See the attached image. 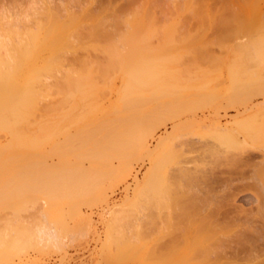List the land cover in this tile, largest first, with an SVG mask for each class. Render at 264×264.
Listing matches in <instances>:
<instances>
[{
  "label": "rangeland",
  "instance_id": "obj_1",
  "mask_svg": "<svg viewBox=\"0 0 264 264\" xmlns=\"http://www.w3.org/2000/svg\"><path fill=\"white\" fill-rule=\"evenodd\" d=\"M93 1L86 0L84 3V0H67L68 3H64L61 7L60 4L62 5V0L61 2H59V0H39L37 3L35 2V0H0V28L6 27L5 22L9 21L10 17L13 21H16L19 18L21 19V22H25V20L35 21L39 18V20L47 22L48 19H52L53 17H55L56 14H59L60 18L62 16V19L64 21L67 19V16L74 15V20L71 21V26L68 25V27L70 26L69 28L74 25V29H70L72 30V37H69L70 43L72 39L73 43L71 44L74 45L72 46L70 44V46L67 47L66 51L62 50L63 54L61 52L57 57L58 66L55 69L48 70L50 72H48V74L46 70H44V72L41 71V74L39 76V80L41 81L40 84L38 80V84H34L35 91L37 92V94H39L37 98V103L39 105L37 104L38 107H36L37 105L34 106L35 111L34 109L32 110L34 113L31 112L30 116H28V114L26 115L29 117V120H31V122H29L28 118L26 119L25 117V119H22V121L24 120V122L26 121L27 123L28 120V125H26V123L24 124L23 122H21L22 124L19 125L18 123L21 120L13 116V114L12 116L16 119L14 120V118L11 117L14 121L9 120L10 125L14 124L16 125L15 127H17L18 125H22L24 128H27V135L26 137H24L25 139L23 138L24 140H22V137L25 135H23L21 132V135L23 136L19 138L20 132H18L22 131L20 129L22 128V126L20 128L18 126V131L13 135V130H10V128H13L15 130L14 125L8 128L9 130L5 125L7 124V115H5L6 113L4 112L7 111V106L5 105L6 107L4 109L6 111L4 112L3 109H0V113L2 112L3 114L0 115V117L3 118V122L0 121V178L2 175V180L0 179V185L8 183V186L4 185V188H6V186L10 187L11 191L9 190L10 188H8L7 191L4 190L8 194L5 195L7 196L8 201H13V199L15 201L13 203H10L9 201L8 203L7 199L4 198V200H2L4 201V207H2V205V208L0 207V228H2V231L0 229V234H6V231L4 230H7L11 227L9 230H7L10 233L6 234V236L8 237L7 241H9L7 242V256H10L11 258L9 257L10 260H8V258L4 257V254L2 256L0 255V260H2L0 264L152 263V259L148 257L151 254L153 247L154 222L158 218L160 221L163 220L165 218V213L169 209L165 207L162 208L161 206L160 207L162 209H155L154 206L149 207L145 202H143L144 200H141L139 202V208L138 206L137 209L130 207L128 209L129 211H125V214L123 213L119 215V220H121L122 216L121 221L123 222L122 223L120 221V223L122 224V227L120 228H122L126 236L129 237L127 238L130 241L127 249V254L125 255V251L122 255V258L119 257L117 253V251L119 252V250H117L118 248L116 247V245H113L110 250L103 247L107 239V227L111 220H113L112 216L107 213V211H109V209L111 207H114L115 205L122 204L130 196L131 198H133L138 184L141 185L145 183L144 181H146L147 175L152 168L151 157L150 155H148V152L146 151L147 149H144L145 151H143V149L141 150L139 148L138 150V148H136V150H138L136 151L135 148L130 147L129 150H131L132 153L133 151L136 153L135 155L132 154V156L130 157L131 160L133 159L130 162L133 166L131 165V171L125 173V176L124 174L120 175L119 172L121 169V161L120 159H117V157H122L120 154H116L117 152H114L116 151V149H112L111 147L108 148V144H110L109 140L114 138L113 135L117 137L116 140L112 139L116 141L113 143H117V141L121 140V137L130 138L129 133L132 132V129L128 130L125 128L127 127L128 123L130 124V121L122 117L125 116V114L132 115L133 112L135 114L136 110H134L135 108H131V106L123 105L125 102L123 104L121 103V101L123 102V100L120 99V95L122 94L121 92L124 91L123 98H125V100L127 98L128 101H133L135 100V98L140 97L138 96V94H134L133 96L134 92L132 91H134V88L130 87V85H132V81L128 78H130V74H132L133 70L130 69L129 71V69H127L129 72L127 70L124 71L123 69L126 68L122 69L121 66L119 70H117L118 67H114L117 62L115 64H112L113 61H117V57L114 58V60H111L112 57L111 54H109V52H113L111 50V47L116 48V51L114 52H117V49L120 51V53L122 52L121 54L125 56V58H123L124 61L125 59H128L130 48L132 46H134L135 49L137 47L139 51H141V49L143 50L144 48H150L151 50L159 52L160 54H164L165 52L167 58L165 63H168V67L164 63V58L161 62L162 65L165 66V69H168L165 70L166 72L164 73V75L159 78L163 80H161L160 84L158 82L159 79L152 80L155 81V86L156 83L158 84L157 86L161 85V88H157V86L156 88L159 90L163 88L162 90H164V93L167 97L164 96L156 100H159L158 102H161V100H168V103L171 101V99H174L172 103L176 102L180 104L179 100L182 99L181 101L183 102V100L185 101L186 99H188V101L192 100L193 102H187L189 106L196 105V108L193 106L195 109L192 108L188 110L187 108L180 113L178 110V113L176 112L174 118L165 119L164 122L157 128L154 135L148 138L147 142L148 149L154 151L158 143H160L159 141L169 139L168 141H166L168 145L165 142L167 148L172 146L170 148L174 151L176 156L172 160L173 162L171 163L170 161V164L168 163L165 167V173L168 171V176L170 175L171 179L169 178L170 181L167 180V182L172 181L171 188H174V190L176 189V193L179 192L178 196H180V199H197L196 204H199L200 208L202 207L205 210L222 212L229 207L228 203L231 200L230 197L226 198V192L229 190L227 187L228 184L232 183L235 185L241 183V181H238L239 179H244L243 181L251 182L253 179L258 178L259 176L264 177V167L261 168V161L264 159V54H260V52L263 53L264 51H258L259 49L262 50L263 47L261 46L264 45V0ZM98 1H101V3ZM65 4L66 7H64ZM14 17H17L16 20H14ZM63 20H61V23H63ZM77 20L79 21V23ZM133 20H135L136 22H134ZM18 28L23 27L22 25H20L18 26ZM98 30H100V35H96L97 32L99 33ZM127 34L133 35L132 37L134 38H132V40H129L130 38H127ZM21 37L24 38V36ZM5 40L7 41V39H0V43L8 44V42H6ZM19 40H22L20 39V36L17 38L15 37L14 39H12V41H8L9 43L11 42L10 44H12L13 41L20 42ZM134 43L136 45H133ZM9 46L8 49L11 48ZM43 48L44 50L42 49L41 52V56L43 58L41 56L38 58V63L40 62V65H44L45 61H48L49 58L51 59V54H49L48 56L50 50L46 47ZM6 49L0 46V61L7 57ZM61 54L62 56H60ZM81 59L88 60L89 66H91L90 64L92 62L95 64L98 63L96 64L98 66L100 63H102L103 65L100 64L102 65L100 66L101 70L98 66L92 64L94 65V67H88L89 70H91L90 73V71L86 69L88 65L84 60L82 61V65H80ZM168 59L170 60L167 61ZM119 61L120 60H118V62ZM111 64L113 67L111 66ZM117 64L118 66L120 65L119 63ZM138 71L140 72L141 78L143 76L141 74L142 71ZM134 75L135 74H133V79H135ZM17 76L20 81L28 80L27 78L30 77V73H28L27 71H20L17 73ZM167 76H170V78L167 79ZM145 78L147 79V77L144 76L143 80H145ZM149 78L147 79V81H151V78ZM127 79L130 81H127ZM2 82L3 84L4 82L7 83V79L4 80L3 78ZM82 82L86 85H84ZM148 82L146 84L148 88L150 85L151 87L154 86L152 84V81L150 83ZM79 83H82L80 84L81 87L80 85H78ZM125 83L128 86H126ZM179 83H182V85L179 86L180 88L188 84L189 86L192 85L190 87L191 89L189 88V86H185L187 91L182 90L185 89V87L180 89V91L178 89ZM3 84L1 83L0 85L3 86ZM89 84H91L92 87L91 85L89 86ZM139 84H142L141 80L139 81ZM83 85L85 86V91L82 89L84 87ZM193 85H196V88H194ZM197 85L199 88H202L204 86V90L199 89ZM88 86L91 88L87 90ZM123 86L126 87L124 88ZM147 86L145 88L146 91L141 94V97L143 98L144 95L143 99H145L147 96V100L150 97V101L148 102L149 104H145L146 106L144 107H146L147 109L151 106V109L153 104L156 103L157 105V101H153V89H151V95L148 96L150 94V89H148ZM36 87L39 89H37ZM126 88L128 89L127 92L129 93L127 97H125V95H127ZM170 88L172 89L170 90ZM40 89L42 90V92ZM90 89L93 91H98L94 93L95 95H93V97L87 96V101H85L84 95L88 93L86 91L91 92ZM172 90H176L175 92L182 94L180 95L181 98L177 93L176 94L178 97L175 98L176 94H174L175 92H173ZM201 91L203 94L201 93ZM158 93L160 94V92H157V95ZM204 93L210 94L209 98L212 99H208V96L205 97ZM2 94L4 93L2 92ZM200 94L203 95L202 98V95L200 96ZM88 97L90 98L89 100ZM131 97L134 99H128ZM94 99L97 100L92 102L90 101ZM205 101L206 104L202 105L201 102L203 103ZM85 102H91V104L89 103L91 106L96 104L98 107H95V105V108L91 106L89 107V105L87 106ZM121 105H123L124 111L119 109V107H121L122 109ZM154 107L155 106H153V108ZM90 108L91 112L90 110H88ZM83 114L87 115L85 116ZM109 118L111 119V121ZM121 118L125 120L126 124L124 123V121H122ZM116 121H118V123ZM119 122H123L122 124L124 125V127H120ZM2 123L6 128L3 127ZM106 123H108V126H105L107 125ZM109 124H113L111 126V128L113 129H111L112 132L108 130L111 134H108L109 140L106 141L107 146L105 145V147L104 142L106 139H108V137H103L102 134L104 133V135L106 134L105 136H107L108 131H106L105 133V130L110 128ZM117 125L119 126V129L117 128ZM96 126L98 128H96ZM128 126L129 127L127 128L133 127L132 123ZM42 127L43 131L41 129ZM91 127L92 129L90 130ZM1 128H3V130ZM38 128L41 129V131H38ZM114 128H117L118 131L123 128H125L126 130L118 132L116 129V132H114ZM35 129L36 131H34ZM85 129L87 132L85 131V133H83V131L81 130ZM24 130L25 129H23V133L25 132ZM44 130L47 131V133L48 131L50 132L48 133L49 136L44 137V135H46ZM127 131L129 133H126ZM113 132L116 134H114ZM12 135L13 145L12 147L7 148L6 145L9 143V141H11L10 143H12ZM100 136H102L103 139ZM27 137H29V140L27 139ZM73 137H76V140L78 141H76ZM98 137L99 139H102H100L102 143L99 141V139H96ZM79 138L82 139L79 140ZM38 139L40 141H38ZM70 141L72 143H69ZM121 141H119V143ZM29 142L34 144L32 145ZM40 142L42 144L38 145V143ZM81 142H83L87 146V149L85 145L78 144H81ZM97 142L99 144H97ZM122 142L120 143V145L122 144ZM21 143L24 144V146H21ZM100 143L103 144L101 145L102 149L99 148ZM26 144L27 147L25 146ZM35 144H37L39 147L36 146L32 148V146H34ZM8 146L10 145L8 144ZM97 146H99L98 150L100 149L102 151H99L97 158L93 160L90 156H92L91 154L94 153L92 152V150L94 151ZM68 147H70L72 150ZM58 148L60 149L59 152L57 151ZM107 148L110 150V153ZM123 148L124 146H121V149ZM3 149H5L4 152L2 151ZM106 149L107 151L105 152V154L103 151H105ZM111 150H114L112 151L115 153L114 155L112 154ZM82 151L84 154L87 152L86 155H84ZM41 152L43 153L41 154ZM96 152L98 151L96 150L95 153ZM75 154L76 156L79 155L80 157H75ZM108 154L110 155L108 156ZM9 156L12 157L8 159ZM88 158H91V160H89ZM3 159H6V163H4L8 167H6L3 163ZM17 159L20 160L17 161ZM14 160L16 161V163ZM31 160L35 162L40 160V165H32L34 164V162L30 163ZM43 161L44 164H42ZM58 162H61V164L65 163L71 165V167H73L72 164L74 163H77V165L79 164L82 167V163L83 168L86 167V173L88 176V184H86V187L90 186V189L92 188L91 190L88 188L90 192L89 195H87L88 191H86V195H83L85 194L84 192L81 193L83 196L79 195V193L77 192L78 190H80L78 189L79 187L76 188L77 190L75 191L74 187L70 189V186H72V184H67L75 182V180L73 181L72 179H76L77 177V181L83 182L84 179L79 180V177L83 174L84 170L82 172L79 169L80 167L78 165L80 173L78 172L79 170L75 171L74 168L73 170H71V168V171H69L68 165H66L68 167H64V165H62L63 168H67L68 172H66L65 174L64 172L66 170H64L62 166L60 168ZM28 163L31 164V168L35 167L31 169V172L29 170L30 167H28L29 165L26 166ZM3 164L4 166L2 167ZM22 164H24L25 167H28V169L25 168L26 171L28 170L27 172L24 171L25 169L22 166H20ZM91 164L92 166H96H94L92 169H100V171H98V173L100 172L99 175H96L94 173L96 172L95 169L93 172H91L92 170L89 171V167L91 166ZM77 165L74 167L77 168ZM43 166L45 168L47 166L46 169H49V167L51 169L53 168L54 174L51 169H49V172H44V168L40 169V167ZM116 166L118 169L116 168ZM6 168L7 170L9 168V173H6ZM113 168H116L117 170L115 173H113ZM185 168L189 169L188 172L190 173V176L180 177L181 169ZM16 169H19L21 171L20 178L23 177L24 172L25 174L29 172V176L27 174L28 177L25 176V179H30L34 182L37 181L36 185L39 182L38 186L40 187H42L45 181L48 182L49 180H53L60 182L62 186H60L59 189H61L62 192L61 190H59L57 195H55L57 200L54 201L52 200L54 198L49 197L46 192L44 194L41 188V191L38 190V192H36L35 189H33L34 191H31L32 188L35 187V184L30 180V183H28L25 179L21 178L18 179L19 183L17 181L14 183L13 181L16 180L17 177H19V174H17L16 172L20 173V171ZM109 169L111 170L109 171ZM4 170L6 172L2 173ZM55 170H57L56 174ZM63 170L64 172H62ZM102 170H104V172ZM33 171H36V173H32ZM58 171H60L59 175ZM69 172L75 173L73 174V176L78 173L77 177H73ZM92 173H94L95 175L92 176ZM12 174H17V176L12 177ZM64 174L67 176V178H65V176L63 179ZM7 176L10 177L8 178ZM30 176L32 177V179L30 178ZM83 176L85 177V174ZM94 176H99L100 179L97 178L96 181H94L95 179L92 178ZM60 177H62L63 181H61L62 179ZM65 179H68L67 182H65ZM24 180L26 182H24L25 184L22 182ZM99 181H101L102 184L100 183L98 184V186H96L95 183L94 185H92L93 182ZM20 182H22V184L15 188L17 183L20 184ZM180 183L183 188L181 186V188H179ZM64 184H66L65 190H63ZM93 186L96 188L100 187L99 191L104 190L105 193L107 192L106 194H104L106 195V197L101 195L99 196V191L96 192V189L93 188ZM12 187H14V193L16 194H13L14 189ZM28 187L30 188V190L28 191L31 192V195L30 192H28V194L30 195H28L29 198L23 197V194L24 196H27L26 188L28 189ZM21 190L26 191L22 193L23 191ZM72 190L74 192H72ZM177 190L179 191L177 192ZM182 190H184L187 197L184 196L185 193ZM65 191L69 193H65ZM236 192V208L233 209L232 212H230V218L224 219L220 217V219L217 220L219 227L223 230V234H219L223 241V252L224 254H228L227 257L240 250L248 253L254 252L253 254L258 256L257 259L253 260L251 258H246L240 259L238 261L234 260L233 263H264V202L258 204V202L254 198V192L251 189L247 188L244 190H237ZM59 193L63 195L59 196ZM39 194L43 196L41 197V195ZM64 194H66V196L68 197L70 196L69 199H66ZM85 196H88L87 198L90 197L92 199L89 198L87 201L82 199V202H80V197L85 198ZM181 196L184 197L181 198ZM71 197H73L72 200L70 199ZM15 198H17V200ZM26 198L31 199L27 201L28 199L26 200ZM47 199H49L50 201H48ZM23 203L25 204L23 205ZM74 206L76 207L77 211H74ZM174 210L175 212L178 211L176 207L170 208V211L173 212ZM175 212H173L175 214V216H173V223H170V228L168 229V232L170 233L176 228L174 220L177 217V213ZM157 214H160L161 218L163 219L158 217ZM5 224L7 227L5 226ZM37 224L47 225L58 229L59 231L61 229V235L62 233H64L63 235L67 236H63L65 245L61 246L62 249H58L57 247H49L38 251L37 249L31 247H25L20 252L14 251L16 250V248L13 250L14 246H19L20 244H22L19 238H21L24 232L23 230H25L23 228L32 226L34 227V225ZM175 232L177 233V231ZM132 233L133 237L130 235ZM163 236V241H161L162 243H164L165 240H171V237L169 235ZM129 248L131 249L129 250ZM139 248L140 250L137 251V249ZM0 251L2 252V250ZM147 253L149 254L148 256Z\"/></svg>",
  "mask_w": 264,
  "mask_h": 264
},
{
  "label": "bare ground",
  "instance_id": "obj_2",
  "mask_svg": "<svg viewBox=\"0 0 264 264\" xmlns=\"http://www.w3.org/2000/svg\"><path fill=\"white\" fill-rule=\"evenodd\" d=\"M39 0H35V2L37 3ZM40 1H42V0H40ZM85 1L86 0H84V3H85ZM93 1V0H92ZM103 1V0H102ZM44 2V1H43ZM59 2H61V0H59ZM67 2V0H65V2H64V0H62V5L60 4V6L62 7L63 6V4L64 3H66ZM69 2V1H68ZM67 2V3H68ZM78 2V1H77ZM88 2V1H87ZM93 2H96V1H93ZM98 2H100L101 3V1H98ZM47 3V2H46ZM52 3V2H51ZM45 4V3H44ZM55 4H56V2H55ZM57 4H59V3H57ZM71 4H72V2H71ZM48 5V4H47ZM68 5V4H67ZM50 7V6H49ZM64 7H66V4L64 5ZM65 9V8H64ZM6 12V11H5ZM55 13H56V11H55ZM7 14V13H6ZM53 15V14H52ZM52 15H51V17H52ZM149 16V15H148ZM139 17V16H138ZM137 17V18H138ZM4 18V17H3ZM6 18V17H5ZM9 18V17H8ZM17 18V17H16ZM16 18L14 17V20H16ZM136 18V17H135ZM134 18V19H135ZM141 18V17H140ZM139 18V19H140ZM13 19V18H12ZM20 19V18H19ZM19 19H17L16 21H13V20H11V17H10V20L9 21H7V22H5V25H6V27H2V28H0V39H7V41L6 42H8V44L7 43H0V46L1 47H4L5 49H6V47H7V57L6 58H4V59H2L0 62V64H1V68H0V84L2 83L3 84V82H2V79L4 78V80H6L7 79V83H5L4 82V84H3V86H1L0 85V106H1V103H2V106L0 107V109L2 110L3 109V112L4 111H6V112H4V113H6L5 115H7V124H5L6 125V127H7V129L8 128H10V127H12L13 125H10L9 124V120L10 121H14L16 118H18L19 120H21L18 124L20 125V124H22L21 122H23L24 124L26 123V121L24 122V120L22 121V119H25V117H26V119L28 118V120H29V117L28 116H30V114H31V112L32 113H34L32 110L34 109V111H35V107L34 106H36L38 103H37V98H38V95L39 94H37V92L35 91V88H34V84H38V82H37V80L39 81V84H40V80H39V76H40V74H41V71H43L44 72V70H46V72H47V74H48V70H51V69H55L57 66H58V61H57V57L59 56V54L62 52V54H63V51L62 50H64V51H66L67 50V47L68 46H70V44L71 43H73L72 41V39H71V43H70V40H69V37L71 38L72 37V35H71V33H72V30L74 29V25L71 27V28H69L70 26H71V21H73L74 20V15H69V16H67V19L64 21L63 19H62V16H61V18H60V15L58 14H56V16L55 17H53L52 19H48V21L47 22H43V21H41V20H39V18L37 19V20H35V21H33V20H25V22H21V19L19 20ZM78 19V18H77ZM8 20V19H7ZM61 20H63V23H61ZM138 20V19H137ZM3 21H6V20H3ZM70 21V22H69ZM78 21V20H77ZM134 22H136L135 20H133ZM142 22V21H141ZM21 23H23V24H21ZM62 25H61V24ZM65 23V24H64ZM78 23H79V21H78ZM77 23V24H78ZM138 23H139V21H138ZM137 24V23H136ZM20 25H22V27L23 28H18V26H20ZM68 25H70L69 27H68ZM103 25V24H102ZM139 25V24H138ZM2 26V25H1ZM3 26H4V24H3ZM137 26V25H136ZM140 26V25H139ZM73 28V29H72ZM70 29H72V30H70ZM104 30V29H103ZM99 31V33L97 32L96 33V35L97 34H99L100 35V30H98ZM101 34H103V33H101ZM131 34V33H130ZM133 34V33H132ZM43 37H42V36ZM109 35V34H108ZM20 36V39H22V40H19L20 42H12V44H10L9 43V41L11 40L12 41V39H14L15 37L17 38V37H19ZM21 36H24V38L23 37H21ZM26 36V37H25ZM126 36V35H125ZM131 36V37H130ZM133 35H129V34H127V38H130L129 40H132V38H134V37H132ZM19 39V38H18ZM9 40V41H8ZM133 42V41H132ZM6 44H7V46H6ZM10 45V46H9ZM72 45V44H71ZM74 45V44H73ZM72 45V46H73ZM133 45H136L135 43L133 44ZM8 46L9 47H11V48H9L8 49ZM43 47H46V48H48L50 51V53H48V56H49V54H51V59L49 60L48 59V61H45L46 60V58H45V63H44V65L42 64V65H40L39 63H38V58L41 56V52H42V49L44 50V48ZM136 47V46H135ZM261 47H263L262 48V50H260L258 47V51L260 52V51H264V45L263 46H261ZM112 48H114V47H111V50L114 52V51H116V48H114V49H112ZM136 49H137V47H136ZM135 48H134V46H132L131 48H130V52H129V57H128V59H125V61H124V59L123 58H125V56H123L121 53H120V51L117 49V52H109V54H111V57L113 58H111V60H114V58H116L117 59V61H113L112 62V64L114 63H119L120 65L118 66V64L116 63V65H114V67L116 68V67H118V69L117 70H119V68H120V66L122 67V69L123 68H126V69H123L124 71L125 70H127V69H129V71H130V69L131 70H133L134 71V73H133V71H132V74H130V78H128V79H130L131 81H132V85H130V87L131 88H134V91H132V92H134L133 93V96H134V94H138V96H140L139 98H135V100H133V101H131V100H127V98H126V100H125V98H123L124 96H123V92L124 91H122L121 93V97H120V99H122L123 100V102L121 101V103L123 104L124 102V104L123 105H128V106H131V108H135L134 110H136V112H135V114H134V112L132 113V115L131 114H129V115H126L125 114V116H121L122 118H126V120H129L130 121V124L128 123L127 124V127H129L128 125H131V123H132V126L133 127H131V128H127V127H125L126 129H132L131 131L132 132H126V133H129V136H130V138H126V137H121V136H123V135H121L120 137H121V140H122V138H123V142L121 141V140H119V141H121L122 142V144L120 145V143H119V141H117V143H113V142H116L115 140H116V136L115 135H113L114 136V138H112V139H115V140H112V139H110L109 140V137H108V134H111L110 132H112V130L111 129H113V128H111V126L113 125V124H109L110 125V128L109 129H107V130H105V133H106V131H108L107 132V136H105L104 135V133L102 134L101 132V134L103 135V137H108V139H106V138H104V139H106L105 140V142H104V146L106 145V141L107 140H109V142H110V144H108V148H112V149H116V151H114V150H111V152L112 151H114V152H117L116 154H120L121 155V157L122 158H118L117 157V159H120V167H121V169H120V172H119V174L120 175H122V174H124V176H125V173H128L129 171H131L130 169H131V167L133 166L130 162L133 160H131L130 159V157L132 156V154H136L134 151H133V153L131 152V150H129L130 149V147H133V148H135V150H136V148H138V150H139V148L142 150L143 149V151H145L146 149V151L148 152V155H150V157H151V161H152V168H151V170H150V172L148 173V175H147V178H146V181H144L145 183H143V184H138V186H137V188H136V190H135V194H134V197L133 198H131V196L129 197V198H125L126 199V201H122L123 203L122 204H120V205H115L114 207H111L110 209H109V211H107V213H109L111 216H112V219L113 220H111V222L109 223V225H108V233H107V239H106V241H105V243H104V246L103 247H105V249L107 248L108 250H110V248L113 246V245H116V247L118 248H116L117 250H119V252L117 251V253H118V256L119 257H121L122 258V255L124 254V252H125V255L127 254V252H128V246H129V237L128 236H126V234L123 232V230H122V228H120V227H122L121 225V223H120V221L122 220V216H121V220H119V215L120 214H125V211H127L130 207L132 208H136L137 209V206H138V208H139V205L138 204H140L139 202L141 201V200H144L143 202H145L149 207H155V209H159V208H163V207H165V208H167V209H169V210H167V212L165 213V218L163 219V218H161V216H160V214H157L158 215V217H160L161 219H163V220H159V218L157 219V220H155V222H154V227H153V233H154V239H153V247H152V251H151V254L149 255L148 253H147V256L149 255V257L148 258H151L152 259V263L151 264H237V262L236 263H233L234 262V260L235 261H238V260H240V259H257L258 258V256H256L255 254H253V253H251V252H245V251H242V250H240V251H237V252H235V253H233L232 255H230L229 257H227V255L228 254H224V252H223V241H222V239H221V237L219 236V234L220 233H222L223 234V230L219 227V224L217 223L218 221V219H220V217L221 218H224V219H229L230 217H229V214H230V212H232V210L233 209H235L236 208V205H235V198H236V195H237V190H244V189H251V190H253V192H254V198H255V200L258 202V204H261V203H263L264 202V177L262 176H259L258 178H256V179H253L251 182L250 181H243V180H241V179H239L238 181H241V183H238V184H232V183H230V184H228L227 185V187H228V191L226 192V195L228 196H226V198H231V200H230V202L228 203V205H229V207L228 208H226L224 211H214V210H205V209H203L202 207L200 208V206H199V204H196V200L197 199H191V198H186V199H183L182 197H184V196H186V193L184 192V190H182L184 193H185V195L184 196H181V198L182 199H180V196H178V191L179 190H177V192L178 193H176V189L174 190V188H171V186H172V181L171 182H167V180H169L170 181V175L168 176V171L165 173V167L167 166V164L171 161V163L173 162L172 160L175 158V153H174V151L170 148V147H172V146H168L169 148H167V145H168V143L166 142V141H168V140H166V139H164V141H159L160 143H158V145H157V147H156V149L154 150V151H151V150H149L148 149V145H147V142H148V138L150 137V136H153L154 135V133H155V131L157 130V128L164 122V120L165 119H167V118H174L175 117V115H176V112L178 113V110H179V113L180 112H182V111H184V109L186 110L187 108H188V110L189 109H192V108H194L196 105H190L189 106V104H187V102H192V100H189L188 101V99H186L185 101L183 100V102L181 101V100H179L180 101V104L179 103H172V101L174 100H172L171 99V101L170 102H168L167 103V101L166 100H161V102H158L159 100H156V99H160V98H162V97H167L166 96V94L164 93V90H162V89H157L158 87H160L161 88V85L160 86H157L158 84L156 83V86H157V88H156V86L154 85L155 84V81H153L152 79H159V78H161L163 75H164V73L166 72L165 70H167L168 68V66H167V64L168 63H165V61H166V54H165V52H164V54H160L159 52H156V51H153V50H151L150 48H148V49H146V48H144L143 50L141 49V51H139L138 49L136 50ZM166 51V50H165ZM162 53V52H161ZM168 53V52H167ZM62 54L60 55V56H62ZM124 54V53H123ZM260 54H264V52L263 53H261L260 52ZM113 55V56H112ZM115 55V56H114ZM162 55H164V56H162ZM4 57V56H3ZM42 57V56H41ZM43 58V57H42ZM163 58H164V63L166 64V68L167 69H165V66L164 65H162V60H163ZM115 59V60H116ZM64 60V59H63ZM62 60V61H63ZM84 61H85V63L88 65L87 67H86V69L87 70H89V68L88 67H94V65H92V64H95V63H91L90 65L91 66H89V64H88V60H86V59H83ZM82 59H81V62H80V65H82V61H83ZM110 60V61H111ZM118 60H120L119 62H118ZM170 59H168L167 61H169ZM87 61V62H86ZM42 62V61H41ZM64 63V62H63ZM83 64H84V62H83ZM96 64H98V63H96ZM95 64V65H96ZM100 64H102V63H100ZM99 64V66L98 65H96V66H98L99 68H100V70H101V67L100 66H102V65H100ZM112 64H111V66H112ZM109 65H110V63H109ZM108 65V66H109ZM85 66V65H84ZM82 67V66H81ZM113 67V66H112ZM91 69V68H90ZM92 69H94V68H92ZM102 69H103V67H102ZM121 69V70H122ZM84 70H85V67H84ZM86 70V71H87ZM120 70V71H121ZM138 70H141L142 72L143 71H145V72H141V74L143 75L141 78H140V72L138 71ZM20 71H27L28 73H30V77H28L27 79L28 80H23V81H20V79L18 78V76H17V73L18 72H20ZM54 71V70H53ZM90 71V73H91V70H89ZM88 71V72H89ZM128 71V70H127ZM128 71V72H129ZM138 71V72H137ZM40 72V73H39ZM45 72V73H46ZM93 72V71H92ZM97 72V71H96ZM123 72V71H122ZM147 72H149V73H147ZM50 73V72H49ZM51 73H52V71H51ZM84 73V72H83ZM101 73V72H100ZM124 73V72H123ZM144 73H145V75H144ZM66 74V73H65ZM86 74H88V73H86ZM85 74V75H86ZM107 74V73H106ZM121 74V73H120ZM125 74V73H124ZM133 74H135L134 76H135V79H133L134 77H133ZM139 74V75H138ZM149 74V75H148ZM90 75V74H89ZM132 75V76H131ZM147 75V76H146ZM29 76V75H28ZM108 76V75H107ZM137 76H139V77H137ZM147 77V79L149 78V76H150V78H151V81H152V84L154 85L153 87H151V85L149 86V88H148V86L146 85L147 84V82L149 81H147V79L145 78V80H146V82H145V80H143V77ZM171 76V75H170ZM170 76H167L166 78L168 79V78H170ZM27 77V76H26ZM26 77H25V79H26ZM63 77V76H62ZM90 77V76H89ZM106 77V76H105ZM111 77V76H110ZM132 77V78H131ZM6 78V79H5ZM72 78V77H71ZM124 78H125V76H124ZM149 78V79H150ZM127 79V81H130V80H128ZM174 79V78H173ZM42 80V79H41ZM63 80V79H62ZM91 80H92V78H91ZM91 80H90V82H91ZM125 80H126V78H125ZM141 80V82H142V84H139V81ZM161 80H163V79H159L158 80V82H159V84L161 83ZM170 80V79H169ZM61 81V80H60ZM135 81V82H134ZM138 81V82H137ZM151 81H149L148 83H150ZM165 81V80H164ZM171 81V80H170ZM174 81V80H173ZM172 81V82H173ZM58 82V81H57ZM163 82V81H162ZM175 82H177V81H175ZM60 83H62V82H60ZM83 83V82H82ZM82 83H79L78 85H80V84H82ZM134 83V84H133ZM168 83V82H167ZM174 83V82H173ZM84 84V83H83ZM92 84V83H91ZM91 84H89V86L91 85ZM126 84V83H125ZM84 85H86V84H84ZM83 85V86H84ZM93 85V84H92ZM92 85H91V87H92ZM96 85V84H95ZM182 85V83L180 84H178V87L179 86H181ZM191 85V84H190ZM7 86V87H6ZM38 86V85H37ZM41 86V85H40ZM87 87V90L89 89V88H91V87ZM96 86H98V85H96ZM126 86H128L127 84H126ZM125 86V87H126ZM146 86H147V88L148 89H150L149 90V92H150V94L148 95V96H150L151 95V89H153L152 90V97H153V101H157V105H156V103L155 104H153V106H155L154 108H153V106H152V108L150 109V107H148L147 109H146V107H144V106H146L147 104H149L148 102L150 101V97H149V99L147 100L146 98H148L147 96H146V101H145V99H143L144 98V95H143V98L141 97V94L143 93V92H145L146 91ZM165 86V85H164ZM173 86V85H172ZM171 86V87H172ZM175 86H177V85H175ZM187 87V86H189L188 84H186V85H184L183 87ZM192 86V85H191ZM191 86H189V88L191 87ZM196 86V85H195ZM194 85H193V87L194 88H196ZM201 86V85H200ZM80 87H81V85H80ZM79 87V88H80ZM94 87V86H93ZM99 87V86H98ZM124 87V86H123ZM124 87V88H125ZM183 87H179L178 89L180 90V89H182ZM186 87H185V89H182V90H185V91H187L186 90ZM192 87V88H193ZM197 87H198V85H197ZM7 88V89H6ZM37 88V87H36ZM41 88V87H40ZM51 88V87H50ZM59 88V87H58ZM103 88H105V87H103ZM124 88H122V89H124ZM169 88V87H168ZM173 88V87H172ZM172 88H170V90L172 89ZM175 88H177V87H175ZM199 88V87H198ZM198 88H197V90H198ZM37 89H39V88H37ZM84 91L86 90L85 89V86L82 88ZM96 89H97V87H96ZM99 89V88H98ZM127 89V88H126ZM188 89V88H187ZM191 89V88H190ZM199 89H202V90H204V86L202 87V88H199ZM208 89H210V88H208ZM41 90V89H40ZM39 90V91H40ZM91 90V89H90ZM100 90V89H99ZM130 90V89H129ZM159 90V91H158ZM162 90V91H161ZM7 91V92H6ZM93 90H91V92H92ZM96 91H98V90H96ZM96 91L94 90L92 93L90 92V91H86V92H88L86 95H84L85 96V101H87L86 100V98H87V96H91V97H93V95H95L94 93H96ZM128 89L126 90V94L127 95H125V97H127L128 96ZM155 91H157V92H160V94L158 93V95H157V92H155ZM173 92H175L174 90H172ZM181 91V90H180ZM2 92L4 93V94H2ZM41 92H42V90H41ZM44 92V91H43ZM49 92V91H48ZM85 92V93H86ZM129 92H131V91H129ZM179 92V91H178ZM183 92V91H182ZM195 92V91H194ZM199 92H200V90H199ZM50 93V92H49ZM71 93V92H70ZM91 93V94H90ZM163 93V94H162ZM177 92H175L174 94H176ZM197 93V92H196ZM201 93H202V91H201ZM208 93H211V92H208ZM205 94L204 96L205 97H207L208 99H212V98H209L210 97V94ZM47 94V93H46ZM89 94V95H88ZM120 94V93H119ZM173 94V93H172ZM178 94V96L180 97V95H182V94H179V93H177ZM177 94H176V97L175 98H177L178 96H177ZM195 94V93H194ZM203 94V93H202ZM202 94H200V96L202 95ZM50 95V94H49ZM64 95V94H63ZM82 95V96H83ZM132 95V94H131ZM130 95V96H131ZM147 95V94H146ZM191 95V94H190ZM48 96V95H47ZM53 96V95H52ZM65 96V95H64ZM83 96V97H84ZM129 96V97H130ZM169 96V95H168ZM172 96V95H171ZM175 96V95H174ZM200 96H199V98H200ZM68 97V96H67ZM203 97V95L201 96V98ZM211 97H212V95H211ZM46 98V97H45ZM66 98V97H65ZM70 98V97H69ZM98 98H100V97H98ZM154 98H155V100H154ZM181 98V97H180ZM90 98L88 97V100H89ZM128 99H134V98H128ZM139 99H142V100H139ZM191 99V98H190ZM74 100V99H73ZM95 100H97V99H94V100H90L91 102L92 101H95ZM178 100V99H177ZM194 100V99H193ZM202 100V99H201ZM100 101V100H99ZM128 101V102H127ZM143 101V102H142ZM144 101H145V103H144ZM152 101V102H153ZM163 101V102H162ZM176 101V100H175ZM195 101V100H194ZM209 101V100H208ZM5 102V103H4ZM74 102V101H73ZM91 102H89L90 104H91ZM97 102V101H96ZM129 102H130V105H129ZM178 102V101H177ZM184 102H186V103H184ZM196 102V101H195ZM198 102V101H197ZM7 103V104H6ZM17 103V104H16ZM88 102L86 103L85 102V104L88 106L89 105V107L91 106L90 104H89ZM160 103V104H159ZM193 103V102H192ZM208 103V102H207ZM93 104V103H92ZM144 104V105H143ZM146 104V105H145ZM152 104V103H151ZM201 104L202 105H204V104H206V101L205 102H201ZM209 104V103H208ZM7 107H6V106ZM39 105V104H38ZM38 105L36 106V107H38ZM75 105V104H74ZM73 105V106H74ZM95 105V107L97 106L96 104H94ZM94 105H92L91 107H94ZM123 105H121L122 106V109H121V107H119V109L120 110H123L124 111V109H123ZM65 106V105H64ZM70 106H71V104H70ZM86 106V107H87ZM189 106V107H188ZM194 106V107H193ZM199 106V105H198ZM6 107V110L4 109ZM34 107V108H33ZM94 107V108H95ZM98 107V106H97ZM26 108V109H25ZM32 108V109H31ZM75 108V107H74ZM88 108V107H87ZM145 110H144V109ZM182 108H183V110H182ZM196 108V107H195ZM194 108V109H195ZM199 108V107H198ZM31 109V110H30ZM105 109V108H104ZM141 109H143V110H141ZM181 109V110H180ZM247 109V108H246ZM0 110V111H1ZM88 110H90V112H91V108L90 109H88ZM92 110H94V109H92ZM118 110V109H117ZM119 110V111H120ZM252 110V109H251ZM28 111H29V113H28ZM101 111V110H100ZM248 111V110H247ZM84 113V112H83ZM125 113V112H124ZM2 114V112L0 113V115ZM12 114H13V116H15V117H13L12 116ZM28 114V116H26ZM65 114H66V112H65ZM3 115V114H2ZM68 115V114H67ZM83 115H87V114H83ZM49 116V115H48ZM66 116V115H65ZM11 117H13L14 118V120H12V118ZM118 117V116H117ZM1 119H0V121H2L3 122V118L2 117H0ZM11 118V119H10ZM33 118V117H32ZM41 118V117H40ZM71 118H72V116H71ZM84 118V117H83ZM121 118V119H122ZM67 119V118H66ZM110 119V118H109ZM109 119H108V121H109ZM116 119V118H115ZM118 119V118H117ZM18 120V121H19ZM28 120H27V123H29V122H31V120H29V122H28ZM72 120H75V119H72ZM107 120V119H106ZM104 121V120H103ZM102 121V122H103ZM110 121H111V119H110ZM122 121H124V123L126 124V122H125V120L124 119H122ZM117 123H118V121H116ZM26 123V125H28ZM71 123H73V122H71ZM76 123H78V122H76ZM101 123V122H100ZM115 123V122H114ZM120 123V122H119ZM123 123V122H122ZM122 123H120V127L121 126H123L124 127V125L122 124ZM0 124H1V122H0ZM12 124V123H11ZM23 124V125H24ZM39 124V123H38ZM74 124H75V121H74ZM97 124H99V123H97ZM107 125H105V126H108V123H106ZM2 125H3V127L5 126L3 123H2ZM18 125V126H19ZM25 125V126H26ZM117 125V128L119 127ZM16 125H14V127H15ZM18 126L17 127H15V130L13 129V128H10V130H13V135H14V133L15 132H17L18 130H17V128H18ZM22 126V125H21ZM21 126H19V128L21 127ZM99 126V125H98ZM6 127H4V128H6ZM28 127V126H27ZM102 127H103V124H102ZM18 128V129H19ZM29 128V127H28ZM96 128H98L97 126H96ZM104 128H107V127H104ZM116 128V129H117ZM125 128H123V129H120L119 131H122V130H126ZM2 130H3V128H1ZM22 131H18V132H20L19 134V138H21V136H23V135H25V136H23L22 137V140H24L25 138L24 137H26V135H27V128L25 127H23L22 126V128H20ZM23 129H25L24 131V133H23ZM42 129V131H43V127L41 128ZM41 129H37L38 131L40 130L41 131ZM87 129V128H86ZM86 129L85 130H81V131H83V133H85V131H86ZM88 129H89V127H88ZM92 129V127L90 128V130ZM95 129V128H94ZM116 129L114 128V132H116ZM119 129V128H118ZM118 129H117V131H118ZM9 130V129H8ZM8 130H5V131H8ZM30 130V129H29ZM46 130V129H45ZM44 130V131H45ZM34 131H36V129L34 130ZM102 131V130H101ZM118 131V132H119ZM21 132H22V134L23 135H21ZM87 132V131H86ZM113 132V133H114ZM117 132V133H118ZM12 133V132H11ZM33 133H35V132H33ZM41 133V132H40ZM45 133H46V135H44V137H47V136H49V134L48 133H50L49 131H48V133H47V131H45ZM94 133V132H93ZM121 133V132H120ZM9 134H10V132H9ZM88 134V133H87ZM90 134H91V131H90ZM114 134H116V133H114ZM119 134V133H118ZM13 135H12V143H10L11 141H9V145L10 146H8V144L6 145V147L8 148H10V147H12V145H13ZM11 136V135H10ZM33 136H34V134H33ZM98 136V135H97ZM83 137V136H82ZM100 137H102V136H100ZM103 137H102V139H103ZM111 137H112V135H111ZM119 137V138H120ZM16 138V137H15ZM18 138V137H17ZM18 138V139H19ZM24 138V139H23ZM29 137H27V139H28ZM36 138H38V137H36ZM69 138V137H68ZM75 140H76V137H73ZM78 138V137H77ZM84 138V137H83ZM27 139H26V141H27ZM42 139V138H41ZM70 139V138H69ZM73 139V140H74ZM82 139V138H81ZM80 138H79V140H81ZM96 139H99V137L98 138H96ZM101 139V138H100ZM100 139H99V141H100ZM101 139V140H102ZM29 140V139H28ZM44 140H47V139H44ZM43 140V141H44ZM15 141H17V140H15ZM38 141H40L39 139H38ZM43 141H42V143H43ZM76 141H78V140H76ZM126 141V142H125ZM23 142H25V141H23ZM35 142V141H34ZM75 142V141H74ZM83 142H84V140H83ZM83 142H81V144L80 143H78L79 145H85ZM101 143H102V141H100ZM108 142V143H109ZM167 143V145H166V143ZM16 143V142H15ZM14 143V144H15ZM30 143V142H29ZM36 143V142H35ZM41 142L40 143H38V145H41L42 144ZM69 143H72L71 141L69 142ZM83 143V144H82ZM100 143V147L99 146H97V148H95V150L93 151L92 150V152H94V153H92L91 155L92 156H90L93 160L95 159V158H97V155L99 154V151L101 152L102 150H100V149H102L101 148V145H103V144H101ZM126 143H128V144H126ZM28 144V143H27ZM27 144L25 145L26 147H27ZM30 144H34V143H30ZM97 144H99L98 142H97ZM112 144V145H111ZM117 144V145H116ZM170 144V143H169ZM17 145H19V144H17ZM37 144H35L34 146H32V148H34V147H36V146H38ZM115 145V146H114ZM16 146V145H15ZM21 146H24V144H22L21 143ZM86 146V145H85ZM107 146V145H106ZM105 146V147H106ZM120 146V147H119ZM121 146H124V148L123 149H121ZM127 146V147H126ZM129 146V147H128ZM14 147V146H13ZM31 147V146H30ZM39 147V146H38ZM82 147V146H81ZM98 147L100 148L99 150H98ZM2 148V147H1ZM68 148H70V147H68ZM107 148V149H108ZM127 148H128V150H127ZM71 149V148H70ZM78 149H80V148H78ZM77 149V150H78ZM86 149H87V146H86ZM107 149L105 150V151H103L104 153L107 151ZM117 149H121L120 150V153H119V150H117ZM145 149V150H144ZM4 150L5 149H3L2 151L4 152ZM59 148H58V152H59ZM72 150V149H71ZM76 150V149H75ZM98 151V152H96L95 153V151ZM134 150V149H133ZM138 150H136V151H138ZM67 151V150H66ZM69 151V150H68ZM108 151H109V153H110V150L108 149ZM142 151V152H143ZM74 152V151H73ZM81 152V151H80ZM102 152V153H103ZM114 152H112V154L114 155L115 153ZM27 153H30V152H27ZM27 153H26V155H27ZM43 152H41V154H42ZM82 153H83V151H82ZM81 153V154H82ZM87 153V152H86ZM86 153L84 154V155H86ZM138 153V152H137ZM2 154V153H1ZM37 154H40V153H37ZM45 154V153H44ZM77 154V153H76ZM76 154H75V157H78V156H76ZM106 154V153H105ZM139 154V153H138ZM19 155H21V154H19ZM18 155V156H19ZM30 155V154H29ZM34 155H35V153H34ZM110 154H108V156H109ZM17 156V155H16ZM82 156V155H81ZM107 156V157H108ZM112 156V155H111ZM178 156V155H177ZM12 157V156H11ZM10 156L8 157V159L9 158H11ZM20 157V156H19ZM24 157V156H23ZM22 157V158H23ZM25 157H27V156H25ZM32 157V156H31ZM37 157V156H36ZM41 157V156H40ZM80 157V156H79ZM87 157V156H86ZM84 158H85V156H84ZM91 158L89 159V160H91ZM111 158V157H110ZM41 159V158H40ZM80 159V158H79ZM122 159V160H121ZM124 159V160H123ZM6 159H3V163L5 162L6 163V161H5ZM18 160H20V159H17V161ZM34 160H36V159H34ZM38 160V159H37ZM78 160V159H77ZM76 160V161H77ZM15 161V160H14ZM40 161V160H39ZM39 161H33V160H31V162L30 163H33L34 162V164H32V165H34L35 166V164L38 166V164L40 165V162ZM99 161V160H98ZM97 161V162H98ZM122 161H123V163H122ZM11 162H13V161H11ZM29 162V161H28ZM92 162V161H91ZM94 162V161H93ZM1 163H2V161H1ZM4 163V164H5ZM8 163V162H7ZM15 163H16V161H15ZM24 163V162H23ZM27 163V162H26ZM25 163V164H26ZM30 163H28L26 166H28V167H30ZM47 163V162H46ZM59 163V166H60V168H61V166L62 165H64V167H68L69 166V168H68V170L69 171H71V170H73V168H74V170L75 171H78L79 169L83 172V170H84V172H83V174L81 175L82 177H84L83 175L85 174V177L84 178H82L81 176L79 177V180H82V179H84L85 180V183H84V180H83V182H81V181H77V174L76 175H74L75 177H77L76 179H72L73 181L75 180V182H71V183H67V184H72V186H70L71 188L70 189H72V187H74V190L76 191L77 189L76 188H78V189H80V190H78L77 192L79 193V195H82L81 193H85V194H83V195H86L87 194V192L86 191H88V194L87 195H89V189H90V186H88V187H86L87 185L86 184H88V180H87V178H88V176H87V169H86V167L85 168H83V164L81 163V165H82V167L79 165V169H78V165H77V163H74V164H76L77 165V168H75L74 166H76V165H74V164H72V166L73 167H71V165H68V164H61V162H58ZM67 163V162H66ZM4 164L2 165V167L4 166ZM42 164H44V161H43V163ZM41 164V165H42ZM52 164V163H51ZM61 164V165H60ZM122 164V165H121ZM170 164V163H169ZM261 164H262V166H261V168H263L264 167V159L261 161ZM66 165H68V166H66ZM132 165V166H131ZM0 166H1V164H0ZM5 166H6V164H5ZM20 166H22L24 169L25 168H27L28 169V167H25L24 166V164H22V165H20ZM36 166V167H37ZM53 166V165H52ZM91 166H92V164H91ZM90 166V167H91ZM95 166V165H94ZM94 166H92L91 168L89 167V171H91V172H93L94 171V169L96 170V168H94V169H92ZM98 166H100V165H98ZM6 167H8V166H6ZM18 167V166H17ZM49 167V166H48ZM96 167V166H95ZM114 167V166H113ZM119 167V166H118ZM119 167V168H120ZM33 168H35V167H33ZM33 168H31L30 167V172L32 171L31 169H33ZM41 168H44V172H46V171H50L49 169H51L50 167H49V169H46L47 168V166H46V168L43 166V167H40V169ZM57 168V167H56ZM62 168H63V166H62ZM72 168V169H71ZM101 168V167H100ZM105 168V167H104ZM107 168V167H106ZM112 168V167H111ZM116 168H117V166H116ZM116 168H113L112 170L114 171L113 173H115L117 170H116ZM64 170H66L65 172H64V170L62 171V172H64L65 174H66V172H68L67 171V168H63ZM71 169V170H70ZM97 169H99V168H97ZM118 169V168H117ZM1 170H2V168H1ZM5 170H7V168L5 169ZM3 171L2 173H5L6 171ZM8 170H9V168H8ZM8 170H7V172L6 173H9L8 172ZM16 170H19V169H16ZM52 171H53V174H54V170H53V168L51 169ZM80 170L78 171L79 173H80ZM111 169H109V171H110ZM188 168H185V169H181V171H180V177H188V176H190V173L188 172ZM20 171V170H19ZM24 171H26V169L24 170ZM28 171V170H27ZM26 171V172H27ZM57 170H55V174L57 173L56 172ZM98 171H100V169L99 170H96V172H94L96 175H99L100 174V172L98 173ZM103 172H104V170H102ZM101 171V172H102ZM22 172H23V170H22ZM59 172L60 171H58V175H59ZM61 172V173H62ZM17 174H19L18 176L19 177H17V179L16 180H12L14 183L17 181H19L18 179H21V178H23V179H25V176H27V174L29 173H26L25 174V172H24V175H23V177H21L20 178V174H21V171H20V173L19 172H16ZM32 173H36V171H33ZM70 174H72V176H73V174H75V173H71V172H69ZM68 173V174H69ZM94 173H92L91 175L93 176V175H95ZM109 173H111V172H109ZM113 173H111V174H113ZM17 174L15 175H13L12 174V177H14V176H17ZM30 174V173H29ZM29 174H28V176H29ZM64 174V176H63V179H64V177L66 176ZM105 174V173H104ZM110 174V175H111ZM118 174V173H117ZM167 174V175H166ZM5 175H8V174H5ZM33 175V174H32ZM31 175V176H32ZM27 176V177H28ZM30 176V178L32 179V177ZM45 176V175H44ZM68 176H71V175H68ZM73 176V177H74ZM87 176V177H86ZM8 177V176H7ZM6 177V178H7ZM10 177V176H9ZM8 177V178H9ZM33 177H35V176H33ZM39 177H41V176H39ZM105 177V176H104ZM111 177V176H110ZM117 177V176H116ZM115 177V178H116ZM119 177V176H118ZM167 177H168V179H167ZM37 178H38V176H37ZM36 178V179H37ZM61 179H62V177H60ZM59 178V179H60ZM65 178H67V176L65 177ZM72 178V177H71ZM70 178V179H71ZM86 178V179H85ZM93 179H95L94 181H96V179L97 178H99V176H94V177H92ZM170 178V179H169ZM1 180H2V175H1V178H0ZM4 179V178H3ZM14 179V178H13ZM28 179V178H27ZM44 179V178H43ZM63 179L61 180V181H63ZM100 179V178H99ZM102 179V178H101ZM111 179V178H110ZM109 179V180H110ZM6 180V179H5ZM8 180V179H7ZM11 180V179H10ZM26 180V179H25ZM25 180L24 181H22L23 183L25 182ZM30 180V179H29ZM29 180H26L28 183H30L29 182ZM68 180V179H67ZM67 180L65 179V182H67ZM180 180V179H179ZM21 181V180H20ZM30 181H32V180H30ZM22 182H20V184H18L17 183V185L15 186V188L17 187V186H19V185H21L22 184ZM32 182H34V181H32ZM36 182L37 181H35L34 182V184H35V187L34 188H32V190L31 191H34L33 189H35L36 190V192H38V190H40L41 191V189H42V191L44 192V194H45V192L49 195V197H51V198H54V199H52V200H57L56 199V196L55 195H57V193L59 192V190H61V189H59L60 188V186H62V184H60V182H57V181H53V180H49L48 182L47 181H45L44 182V184L42 185V187H40V186H38L39 184V182L37 183V185H36ZM41 182V181H40ZM57 182V183H56ZM180 182V181H179ZM2 183H3V181H2ZM26 183V182H25ZM24 183V184H25ZM49 183V184H48ZM77 183V184H76ZM96 183V184H95ZM102 184V182L101 181H99V182H93V184L92 185H96V186H98V184ZM168 183H171V184H168ZM177 183V182H176ZM74 184V185H73ZM174 184V183H173ZM4 185H7L8 186V183H5V184H3V185H0V186H2V187H0V188H2V189H0V202L2 201V200H4V198L5 199H7V196L6 195H8L7 194V189L8 188H10V187H7L6 186V188H4L5 186ZM12 185H13V183H12ZM41 185V184H40ZM65 185L66 184H64V189L63 190H65ZM100 186V185H99ZM107 186V185H106ZM182 187V185H181V183H180V185H179V188H181ZM23 187V186H22ZM29 187H31V186H29ZM28 187V189L26 188V190H27V196L25 195L24 196V194H23V197H28L29 198V196L31 195V192L30 191H28V190H30V188ZM101 187V186H100ZM100 187H98V188H96V187H94L93 186V188H95L96 189V192L97 191H99V189H100ZM175 187H176V184H175ZM13 189H14V187H12ZM24 188V187H23ZM41 188V189H40ZM63 188V187H62ZM89 188V189H88ZM183 188V187H182ZM12 189V190H13ZM18 189V188H17ZM25 189V188H24ZM92 189V188H91ZM90 189V190H91ZM102 189V188H101ZM4 190H6V191H4ZM10 191H11V188L9 189ZM9 190H8V192H9ZM26 190H24V191H26ZM67 190H68V185H67ZM21 191H23V190H21ZM24 191L22 192V193H24ZM81 191V192H80ZM6 192V193H5ZM15 192V189H14V191H13V194H16V193H14ZM28 192H30V195L28 194ZM36 192H33V193H36ZM42 192V193H43ZM61 192H62V190H61ZM69 192H70V190H69ZM69 192H67V191H65V193H69ZM72 192H74L73 190H72ZM71 192V193H72ZM21 193V194H22ZM26 193V192H25ZM40 193V192H39ZM70 193V194H71ZM107 193V192H106ZM105 192H104V190H100L99 191V196L101 195V196H105L106 197V195H104V194H106ZM181 193V192H180ZM183 193V194H184ZM6 194V195H5ZM12 194V195H13ZM20 194V195H21ZM182 194V195H183ZM12 195H9V196H12ZM29 195V196H28ZM39 195H41V194H39ZM38 195V196H39ZM47 195V196H48ZM60 195H63V194H60L59 193V196ZM65 195V197H66V199H69V197L68 196H66V194H64ZM67 195H69V194H67ZM74 195V194H73ZM73 195H71V196H73ZM82 195V196H83ZM6 196V197H5ZM22 196V195H21ZM33 196V195H32ZM35 196V195H34ZM36 196H37V194H36ZM43 195H41V197H42ZM45 196V195H44ZM178 196V197H177ZM64 197V196H63ZM63 197H59V198H63ZM68 197V198H67ZM88 196H85V198H82V197H80V202H82V199H84L85 201H87L89 198H87ZM187 197V196H186ZM22 198V197H21ZM28 198H26V200L28 199ZM46 198V197H45ZM44 198V199H45ZM58 198V197H57ZM72 198L73 197H71L70 199L72 200ZM95 198V197H94ZM11 199H13V198H11ZM16 200H17V198H15ZM31 199V198H30ZM30 199H28L27 201H29ZM65 199V198H64ZM90 199H92V198H90ZM21 200V199H20ZM23 200V199H22ZM26 200H24V201H26ZM34 200V199H33ZM32 200V201H33ZM48 201H50L49 199H47ZM51 200V201H52ZM10 201V200H9ZM9 201H8V199H7V202L9 203ZM3 202L4 201H2L1 203H0V207H1V205H2V207H4V205H3ZM13 202H15L14 201V199H13V201H10V203H13ZM21 202V201H20ZM26 203V202H25ZM25 203H23V205L25 204ZM52 203H55V202H52ZM10 205H12V204H10ZM20 205V204H19ZM28 205V204H27ZM161 206V207H160ZM1 207V208H2ZM23 207V206H22ZM75 207V206H74ZM171 207H173V208H175L176 207V209H178V211H176L175 212V210L173 211V212H175V213H177L176 215H177V217H176V219L174 220V223H175V229H174V231H172L171 233L170 232H168V229L170 228V223L173 221V216H175V214L172 212V211H170V208ZM15 208V207H14ZM161 208V209H162ZM76 210V207H75V209H74V211ZM172 210V209H171ZM77 211V210H76ZM129 211V210H128ZM170 211V212H169ZM128 213V212H127ZM127 213H126V215H127ZM75 214V213H74ZM174 214V215H173ZM3 215V214H2ZM1 215V216H2ZM105 215H106V213H105ZM109 216V215H108ZM163 216V217H164ZM105 217V216H104ZM110 217V216H109ZM111 218V217H110ZM109 218V219H110ZM175 218V217H174ZM124 219V218H123ZM115 220V221H114ZM177 220V221H176ZM3 221V220H2ZM122 222V221H121ZM123 223V222H122ZM173 223V222H172ZM21 224V223H20ZM10 225V224H9ZM19 225V224H18ZM173 225V224H172ZM5 226H6V224H5ZM7 227V226H6ZM5 228V227H4ZM11 228V227H10ZM9 228V229H10ZM124 228V227H123ZM1 229V231H2V228H0ZM9 229H7V230H9ZM21 229V228H20ZM23 229H25V230H23L24 232H23V234H22V236H21V238H19V240H20V242L22 243V244H18L19 246H11V247H13V250L16 248V250H14V251H16V252H20V251H22L25 247H31V248H34V249H37L38 251H41L42 249H44V248H49V247H57L58 249H62L61 248V246H63V245H65V240H64V237H67V236H64L63 234L64 233H62V235H61V229H60V231L58 230V229H55V228H53V227H50V226H47V225H34V227L32 226V227H26V228H23ZM63 229V228H62ZM7 230H4V231H6V234H9L10 232L9 231H7ZM16 231V230H15ZM20 231V230H19ZM63 231V230H62ZM137 231V230H136ZM171 231V230H170ZM175 231H177V233L175 232ZM8 232V233H7ZM175 232V233H174ZM20 233V232H19ZM6 234H0V250H2V252L0 251V255L2 256L3 254H4V257H6V258H8V260H10L9 259V257L7 256V247H8V244H7V242H9V241H7V236H6ZM17 234V233H16ZM12 235V234H11ZM132 237H133V233L132 234H130ZM163 235H169L170 237H171V240L169 239V240H165V242L164 243H162L161 241H163L162 240V236ZM15 236V235H14ZM20 236V235H19ZM64 236V237H63ZM128 237V238H127ZM164 237V236H163ZM12 238V237H11ZM16 238H18V237H16ZM136 238V237H135ZM143 239V238H142ZM9 240H11V239H9ZM11 242V241H10ZM132 242V241H131ZM136 242V241H135ZM12 243H13V240H12ZM134 243V242H133ZM10 244V243H9ZM132 244V243H131ZM10 247V248H11ZM60 247V248H59ZM2 248V249H1ZM131 248H129V250H130ZM150 249H151V247H150ZM138 250H140V248L139 249H137V251ZM136 251V252H137ZM136 252H134V253H136ZM149 252V251H148ZM116 253V254H117ZM150 253V252H149ZM147 256H146V259H147ZM119 257H117V258H119ZM11 258V257H10ZM1 261L2 260H0V263H1ZM239 264V263H238ZM242 264H244V263H242ZM247 264H249V263H247ZM256 264H264V263H256Z\"/></svg>",
  "mask_w": 264,
  "mask_h": 264
}]
</instances>
